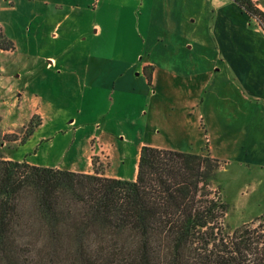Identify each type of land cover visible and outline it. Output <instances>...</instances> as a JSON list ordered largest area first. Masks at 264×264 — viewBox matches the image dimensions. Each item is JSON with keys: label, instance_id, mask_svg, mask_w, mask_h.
Listing matches in <instances>:
<instances>
[{"label": "crops", "instance_id": "0c3cea01", "mask_svg": "<svg viewBox=\"0 0 264 264\" xmlns=\"http://www.w3.org/2000/svg\"><path fill=\"white\" fill-rule=\"evenodd\" d=\"M33 1L47 6L51 23L35 26H46L42 38L55 48L72 31V13L87 11L65 0ZM253 1L264 13V0ZM4 2L1 11L17 8L12 0ZM90 5L110 20L94 24L92 38L88 31L81 58L27 55L12 24L0 20L15 47L0 50L7 54L0 55V129L25 132L23 140L13 141L14 153L24 150V158L20 152L9 159L135 181L141 149L149 146L264 169V31L256 19L234 0H91ZM41 13L30 12L33 19ZM134 15L143 44L127 59L123 51L129 42L100 40L120 33ZM39 80V85L52 81L46 94L32 92V82ZM55 83L60 93L54 92ZM73 104L77 112H67L65 106ZM33 118L38 121L26 135ZM94 159L103 170L95 168Z\"/></svg>", "mask_w": 264, "mask_h": 264}, {"label": "trees", "instance_id": "16d2710c", "mask_svg": "<svg viewBox=\"0 0 264 264\" xmlns=\"http://www.w3.org/2000/svg\"><path fill=\"white\" fill-rule=\"evenodd\" d=\"M234 1L264 31L257 4ZM14 48L0 30V50ZM220 163L144 146L136 180L126 181L0 155V264H31L30 255L36 264H264V235L222 228Z\"/></svg>", "mask_w": 264, "mask_h": 264}, {"label": "rangeland", "instance_id": "374dc122", "mask_svg": "<svg viewBox=\"0 0 264 264\" xmlns=\"http://www.w3.org/2000/svg\"><path fill=\"white\" fill-rule=\"evenodd\" d=\"M12 1H14L17 8L13 11L0 10V20L6 24H12L14 27L13 34L19 38L20 44H25V47L21 48L22 52H25L27 55L39 56L41 58L48 55H62L66 58L85 57L87 53L86 45L88 44V42L86 43V34L88 31L89 36L92 38L91 32L93 25L98 23L104 26V24L110 20L109 17H106L105 19L102 15L95 13L94 6L90 5L91 0H89V5H87V3L81 5L80 0H65L68 5L72 6V8L78 9L81 7L85 8L87 11L83 10V12L80 13L79 11L78 13V10H76L72 13L71 20L68 22L72 26V31H70V35L66 37L62 46L55 48L51 42L45 41L42 38V36L46 34V26L41 28H37V26H35L37 22L41 23L44 22V20L47 21V23H51L49 21L50 17L47 14V6H41L39 2L33 0ZM4 3V0H0V8L4 5ZM256 3H258V1ZM32 9H40V11H42V16L36 17L38 20L31 17L32 15L30 12ZM137 18L138 17L136 15L128 17L129 20L122 24L120 29L121 32L117 35L116 33H109L107 37L100 40L102 41L101 44H105L106 42H117L118 40V43L124 41L129 42L130 47H127L123 51V56L127 59L134 56V53L138 52V49L143 44V39L140 36V33L135 32L134 29V23ZM141 20V24H144L143 17H141ZM31 22L33 24H31ZM128 23H132V25L129 26ZM22 27L25 33L21 35ZM29 27L30 30L28 29ZM19 28L21 29L20 32L18 30ZM0 30L2 31L1 27ZM97 40L98 39H95V42ZM104 49L111 52V48L106 47ZM61 50L63 51L60 53ZM0 55L4 57L7 54L2 52ZM15 57H17L18 60L19 56L16 55ZM47 73H49V75H53L55 72L52 70ZM40 82L41 80L32 82L31 90L36 94H46L49 87H52L53 85L52 81H49L48 84L47 82L43 84V81L42 84L39 85ZM53 88L56 89L54 92L60 93V86L57 88L56 83ZM65 107L66 111L69 113L77 112L74 104L70 107ZM37 121V118H33L34 124H36ZM22 131V129L19 131V135L3 134L0 129V155L6 160H11L9 158L13 159V156H16L12 155V153L18 155L20 152L21 153L19 155L24 158V150L17 153L15 151L14 153L16 144L13 142L16 138H21V140L24 139L25 132L23 134ZM205 139H208V136ZM205 146L208 150L209 142L206 140ZM93 163L96 169L98 168L99 170H103V163L99 164V162L95 159L93 160ZM219 167L220 168L216 173V181L213 187L218 193L219 201L228 207L227 213L221 222L222 228L225 231L232 232L236 228L247 224L246 226L250 231H259L255 235H264V169L260 170L254 168L255 166L250 169H242L239 168L234 161H232L229 165L225 164V161H222ZM99 170H97V172ZM39 258L40 257L34 255L28 256V260H33L31 264H36Z\"/></svg>", "mask_w": 264, "mask_h": 264}, {"label": "built area", "instance_id": "2783aa9c", "mask_svg": "<svg viewBox=\"0 0 264 264\" xmlns=\"http://www.w3.org/2000/svg\"><path fill=\"white\" fill-rule=\"evenodd\" d=\"M253 1V0H252ZM254 2V1H253ZM255 3V2H254ZM257 21V20H256ZM258 22V21H257ZM259 24V23H258ZM48 66H51V64H48Z\"/></svg>", "mask_w": 264, "mask_h": 264}]
</instances>
